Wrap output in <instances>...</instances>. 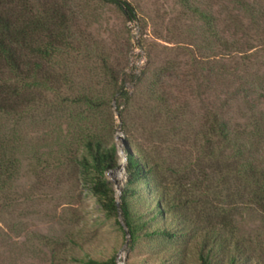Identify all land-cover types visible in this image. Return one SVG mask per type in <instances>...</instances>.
I'll return each instance as SVG.
<instances>
[{
  "label": "rangeland",
  "instance_id": "374dc122",
  "mask_svg": "<svg viewBox=\"0 0 264 264\" xmlns=\"http://www.w3.org/2000/svg\"><path fill=\"white\" fill-rule=\"evenodd\" d=\"M58 1L68 6L76 35L86 36L89 44L109 58L118 85L134 97L133 104L128 107L118 96L111 97L113 82L99 59L72 52L63 61L62 72L68 73L69 78L62 85L61 100L45 95L21 115L0 119V138H4L11 151L16 150L22 163L11 191L0 197V264H86L89 260L112 258L118 264H201L197 246L188 236L168 240L146 237L145 231H140L132 244L122 217L107 214L93 194L91 178L85 180L81 163L85 157L82 133L96 134L117 147L120 167L108 175V180L120 203L127 181L129 141H133L155 156L165 187L182 185L180 192L186 191L188 198H196L193 184L198 183V177L201 179L199 170L188 171L187 178L182 159L184 153L193 151L188 141L193 138L192 130H198L202 123H195L186 140L177 136L166 119L142 108L137 82L146 69L154 66L158 70L168 61H178L180 72L165 75L164 85L173 92L177 103L187 105L189 112L198 115L201 121L204 64L198 67L196 78H187L190 60L178 47L179 42L189 44L198 35L200 23L185 14L179 0H125L138 15V21L132 23L117 7L99 0ZM191 1L203 11L206 8L213 14H226L221 8L223 0H209L207 7L204 0ZM228 7L238 11L231 3ZM249 24L245 21L246 27ZM222 28L230 40L249 39L242 38L236 26ZM261 37L257 40L250 36L256 42L252 46L257 48L250 52L254 57L246 65L240 64L239 58L220 60L207 72L210 89L205 105L240 125L247 124L250 109L255 108L264 116V93L255 88L256 76L264 73V47L259 46L264 32ZM201 55L204 57V49ZM88 90L106 98L103 109L93 111L72 104L73 99ZM119 113H123L125 125ZM77 117L90 121H86L87 126L83 122L72 125L73 129L68 131L67 126ZM255 156L264 165V140ZM240 185L233 180L231 193L243 191ZM180 195L186 196L174 193L176 198ZM190 205L184 212L194 221V231L202 230L203 210L197 204ZM228 205L231 201L222 202V206ZM137 207V214L143 215L144 222L148 221L143 208ZM241 207L233 219L240 231L236 238L256 241L251 253L257 256L264 248V219L244 204ZM175 229L180 230V225L176 223ZM225 235L229 236V232ZM258 241L262 248H257ZM214 264L227 262L220 257Z\"/></svg>",
  "mask_w": 264,
  "mask_h": 264
},
{
  "label": "trees",
  "instance_id": "16d2710c",
  "mask_svg": "<svg viewBox=\"0 0 264 264\" xmlns=\"http://www.w3.org/2000/svg\"><path fill=\"white\" fill-rule=\"evenodd\" d=\"M99 1L117 7L129 22L138 21L135 8L127 1ZM179 1L186 10L185 14L192 15L200 23L198 35L189 44L179 42L178 47L190 60L187 78H196L198 67L204 64V111L201 121L198 115L189 112L187 105L177 103L173 92L164 85L165 75L180 72L182 67L178 61H168L158 70L154 66L146 69L138 78L137 86L142 108L166 119L175 134L184 140L196 122L202 123L198 130H192L193 138L188 141L196 152H186L182 159L187 178L188 171L199 170L201 179L198 177V183L193 184L197 199L188 198L186 191L180 192L182 185L165 187L155 156L129 141L125 167L127 181L118 203L115 190L108 180V175L120 167L117 147L88 132L82 133L81 139L85 152L81 162L85 180L91 178V190L107 214L122 217L132 244L137 241L140 231H145L146 237H165L168 240L188 236L197 246L201 264H214L220 257L225 258L227 264H264V248L257 256L252 255L251 249L256 241L237 239L236 234L240 231L233 223L243 204L264 219V165L255 156L264 140V116L255 108L250 109L247 124L240 125L205 105V96L210 89L207 72L213 63L239 58L240 64L246 65L253 59L250 52L257 47L252 46L255 41L250 36H255L257 40L262 38L264 0H223L221 8L225 15L213 14L206 8L203 11L191 0ZM207 2L209 0H204V5ZM230 3L237 6L238 11L230 9ZM245 21L250 23L249 26H245ZM223 25L236 26L242 38L245 36L249 39L246 43L238 42L236 38L228 39ZM73 26V16L64 2L0 0V119L21 115L28 106H36L45 95H54L61 100L62 85L66 82L65 78H69L68 73L62 72L63 61L72 52L99 59L113 82L111 97L118 96L128 107L133 104L134 97L118 85L109 58L89 44L86 36H77ZM259 46L264 47V40ZM203 49L204 57L200 56ZM256 77L255 88L264 93V73ZM72 104L98 111L106 106V98L88 90L73 99ZM118 115L125 125L123 113ZM87 120L90 121L73 119L72 124L67 126L68 131L78 123L83 122L87 126ZM3 139L0 138V197L11 191L22 164L16 150L11 151ZM233 180L241 183L243 191L231 193ZM175 192L186 196L176 198ZM223 201H231V205L224 207ZM190 204H197L203 210L202 230L194 231V221L184 212ZM137 206L143 208V214L150 218L148 221L144 222L143 215L137 214ZM176 223L180 225V230L175 229ZM227 232L229 236L225 235ZM256 245L257 248L263 246L260 241ZM86 264L118 262L112 258L107 261L89 260Z\"/></svg>",
  "mask_w": 264,
  "mask_h": 264
}]
</instances>
